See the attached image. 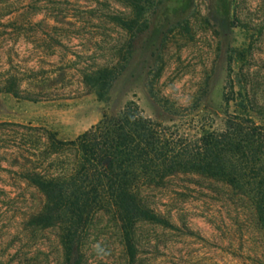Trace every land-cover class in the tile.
<instances>
[{"label": "rangeland", "instance_id": "1", "mask_svg": "<svg viewBox=\"0 0 264 264\" xmlns=\"http://www.w3.org/2000/svg\"><path fill=\"white\" fill-rule=\"evenodd\" d=\"M131 14L117 0L0 4V87L16 82L0 93V264H62L58 230L29 224L45 197L27 176L69 173L77 152H52L50 136L71 141L101 120L86 74L122 68L123 102L194 139L224 128L230 78L264 107V0H163L135 37L113 19ZM140 197L169 225L138 222L130 262L116 217L98 214L83 264H264L253 204L224 182L179 173Z\"/></svg>", "mask_w": 264, "mask_h": 264}, {"label": "trees", "instance_id": "2", "mask_svg": "<svg viewBox=\"0 0 264 264\" xmlns=\"http://www.w3.org/2000/svg\"><path fill=\"white\" fill-rule=\"evenodd\" d=\"M117 1L132 14L114 21L135 37L148 28L145 15L155 13L163 0ZM123 73L122 68L111 67L86 74L85 83L104 108L101 120L71 141L50 136L52 152H77L71 171L56 177L27 176L45 197L42 210L29 224L58 230L62 264H83L93 219L105 212L119 222L126 255L134 262L135 225H169L142 201L141 189L161 186L179 173L214 178L248 196L264 234V107L254 106L243 87L235 91L230 78L225 101L235 108L224 128L202 131L194 139L153 122L136 102H123L128 90L115 89ZM0 93L15 94V80L8 78Z\"/></svg>", "mask_w": 264, "mask_h": 264}]
</instances>
